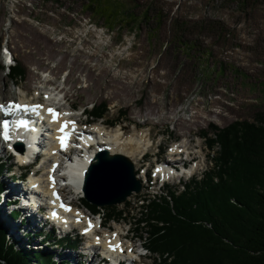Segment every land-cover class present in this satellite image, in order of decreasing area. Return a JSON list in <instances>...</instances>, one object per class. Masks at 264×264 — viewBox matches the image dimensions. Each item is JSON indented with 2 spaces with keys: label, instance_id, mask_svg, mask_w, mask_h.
<instances>
[{
  "label": "rangeland",
  "instance_id": "374dc122",
  "mask_svg": "<svg viewBox=\"0 0 264 264\" xmlns=\"http://www.w3.org/2000/svg\"><path fill=\"white\" fill-rule=\"evenodd\" d=\"M5 50L25 69L24 80L9 74ZM0 88V99H39L42 104L49 102L50 88L56 104L66 112L70 106L76 109L67 114L78 123L87 120L81 115L84 110L106 103V117L90 121L103 123L114 134L121 130L122 141L151 132L153 145L147 156L138 164L131 158L138 174L148 161L163 162L175 144L191 140L189 151L198 159L194 166L196 176H201L213 166L215 152L204 138L211 126L254 122L264 112V0H0ZM150 102H156L153 113L146 112ZM8 162L19 165L12 158ZM43 165L41 175L46 177L49 168ZM10 177H0L4 188L14 186ZM150 178L141 194L109 207L125 211L128 219L146 211L149 201L141 200L156 192ZM188 179L185 175L181 183L175 178L167 185L184 190ZM72 191L64 196L72 198ZM3 195L0 221L10 237L23 242L26 232L45 229L28 226L22 221L24 214L11 217L13 208L3 202ZM76 200L88 212L82 197ZM102 217L113 231L127 234L132 229L133 219ZM137 236L133 244L139 254L142 244ZM75 239L74 247L42 249L56 256L80 254L75 253L80 245ZM154 256L150 252L140 264H154Z\"/></svg>",
  "mask_w": 264,
  "mask_h": 264
},
{
  "label": "trees",
  "instance_id": "16d2710c",
  "mask_svg": "<svg viewBox=\"0 0 264 264\" xmlns=\"http://www.w3.org/2000/svg\"><path fill=\"white\" fill-rule=\"evenodd\" d=\"M10 74L16 80L26 76L19 64ZM109 111L102 103L87 113L104 119ZM204 135L215 152L213 166L184 183V190L166 186L167 194L150 197L146 211L136 217L128 219L123 210L82 201L108 221L133 219V231L156 255L154 264H264V112L254 122L213 125ZM7 165L0 163V177ZM3 187L0 182V192ZM8 231L0 221V264H67L56 262L46 250L33 249L30 235L27 244ZM59 246L74 247V242L69 238Z\"/></svg>",
  "mask_w": 264,
  "mask_h": 264
},
{
  "label": "bare ground",
  "instance_id": "6f19581e",
  "mask_svg": "<svg viewBox=\"0 0 264 264\" xmlns=\"http://www.w3.org/2000/svg\"><path fill=\"white\" fill-rule=\"evenodd\" d=\"M5 79H6V77H5ZM111 82H113V81H111ZM108 85H111V84L109 83ZM0 90H1V88H0ZM4 90L6 91L7 89L5 88ZM52 95H53L52 92L48 93L49 101H52L53 104H47V105L40 104L39 106L40 107L44 106L45 112H46V110H48V111L51 110V112L56 117V119H55L56 124H59L62 126L68 125L70 128H73L75 130L79 129V127L77 125V123H78L77 120L67 118L66 114L68 113V111L66 112V111H64V109L61 110L62 106H60L59 104H56L54 102L56 97H54ZM1 98L2 99H0V106H4V104L10 105L11 103H13V100L8 99V101H7V99L5 100V98H3V97H1ZM154 104H156V102H150L149 108L146 109V112H149V113L155 112V110H153ZM50 105L52 108L50 107ZM4 110H5V106H4ZM69 112H72V111L70 110ZM180 120L181 119H177L178 122H180ZM162 122L167 123V120L165 119ZM81 128H82V131H84V133H86V134H90L91 132L92 133L94 132V134L96 133L100 143H98V139H97L96 135L89 137L87 142H86V147H89L90 146L89 144L94 145V147L90 148V150H88V151H85V152L79 154L77 157H75L74 160H71V161H74V163L70 164L69 180H70V183L72 184L70 190L75 191L74 196L71 198V200H72L71 205L67 204L64 206V208H62L60 206H55V208H59V209L64 210L63 215L69 214V218H68L69 220H67L66 222H73L74 224H80V225L84 226L83 227L84 231L87 234L93 235L95 233V231L99 229V224L97 222H94V221H91L90 219H88L86 213L83 210H81L80 208H78L77 200H76L78 198H76L75 195L78 194V195L82 196L84 176H85L86 170H88V166L94 160L96 153L100 149L106 148L112 153H122V154L127 155L130 158L136 159L137 164H138L139 160L141 158H143L144 154L150 150V147L153 145V142L150 139L151 132L149 130L146 132H141L137 136L130 137L128 140L125 139L124 141H122L121 140L122 138L120 137L121 136V130H117L116 133L114 134V133L110 132L108 130V128H106L103 123H94L90 126H87V127L84 126ZM51 129H53V127ZM187 140H189V139H187ZM51 143H52V141H51ZM190 143H191V140L188 141L184 145L175 144L173 147V151H171L172 152L171 154H173L174 152H177V151L185 150L189 146ZM198 149L200 150V152H202V149L200 147ZM51 151H52V155H53L51 157L53 160L49 164V167H48L49 170H48L47 176L46 177L39 176L38 180L37 179L36 180L40 181V182L44 181L43 185H45L46 188H48V190L52 193L56 189V186H57L55 181L54 182L50 181L51 177L55 176L52 172L54 170H56L59 159L61 157L65 156L66 154L63 151H61L60 144H58V143L56 145H54V147L52 148ZM10 159L11 158H9V156L5 155V152L0 153V163H3L4 161H9ZM25 159H26L25 157L20 156L19 161L23 162V161H25ZM194 169H195V166H193L191 169L187 170V172H185L184 175H190L194 171ZM4 171H5L4 174H1V176H3V175L7 176V169H4ZM159 172L161 173V177L164 179H167V180H172L175 178L179 179L181 176V173L176 172L174 165L168 163L167 160L163 161V165L161 164V166L159 167V170L156 171V174H158ZM41 173H42V171H41ZM140 177L143 178L144 182L146 183V178H145L146 177V167L143 168V170L140 174ZM40 186H41V184L39 182H35L36 190H39ZM26 192L27 191L24 190L23 188H21L19 185H14V186H9L8 188L7 187L4 188V192L2 190L0 192V196H1V194H4L3 195V202H5V201L9 202V206H11L13 208V209H10V211H9L10 212L9 215L11 217L15 216L14 212H19L21 214H24V218H22V221L26 222V224L28 226H38L39 224H42V220L39 217L42 210L33 207L32 204H30V202L32 200L41 201L43 198H41L40 196L39 197H33L30 194L27 195ZM47 194H49V192H47ZM20 198H23L24 201H27V204H23L20 207V203H19ZM59 199L63 200L61 198H59ZM1 205H0V207H1ZM28 219L30 221H32L33 225H30ZM1 220H3V219H1ZM66 227H69V225H67ZM15 228H17V226H15ZM116 230L117 229H115V231L108 230L105 232H104V229L100 230L101 234H98V235L95 234V236L92 237L93 239L89 240L88 246H90V244L93 245L91 247L92 250L88 254L89 258L92 259L91 263L94 262L95 259L99 258L98 255L95 253V251H97L98 249L104 250V254L107 253V251H108L109 253L107 255L109 257H111L115 263H117L118 259H120V257H118V256L116 257L115 252H120L121 254H124V251H125V252H128L129 256L132 255V249H134V247H135V245L133 244V241L130 239H129V242H127V240H124V239L120 240V237H123L122 232L116 231ZM13 233H17V231L14 228H13ZM35 237L32 238V241L37 239V237L36 238ZM98 244H101L102 247L99 248V246H97ZM113 246H118V247L114 248ZM77 253H80V252H77ZM68 255L70 256L71 259H75V260L78 259V262L80 263L81 259H79V257L82 256V253L73 254V255L68 254ZM99 256L101 257V255H99Z\"/></svg>",
  "mask_w": 264,
  "mask_h": 264
},
{
  "label": "water",
  "instance_id": "95a60500",
  "mask_svg": "<svg viewBox=\"0 0 264 264\" xmlns=\"http://www.w3.org/2000/svg\"><path fill=\"white\" fill-rule=\"evenodd\" d=\"M142 189L143 183L133 160L106 148L96 153L83 180L86 200L98 207L123 205Z\"/></svg>",
  "mask_w": 264,
  "mask_h": 264
},
{
  "label": "snow or ice",
  "instance_id": "6c2138e0",
  "mask_svg": "<svg viewBox=\"0 0 264 264\" xmlns=\"http://www.w3.org/2000/svg\"><path fill=\"white\" fill-rule=\"evenodd\" d=\"M3 106H0V108H2ZM16 107H19L18 105L16 106ZM51 111V110H50ZM21 124H23V122H21ZM5 127H6V125H5ZM61 130H63V129H61ZM5 139H7V135H5ZM62 146H63V139H62ZM114 248L115 247H118V246H113Z\"/></svg>",
  "mask_w": 264,
  "mask_h": 264
}]
</instances>
